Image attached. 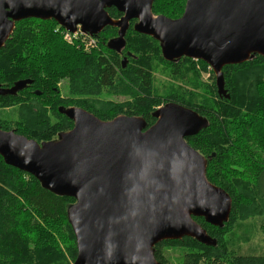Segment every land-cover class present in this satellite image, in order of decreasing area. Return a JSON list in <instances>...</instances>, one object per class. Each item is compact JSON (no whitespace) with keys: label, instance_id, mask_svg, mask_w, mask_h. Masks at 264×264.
I'll return each instance as SVG.
<instances>
[{"label":"water","instance_id":"obj_1","mask_svg":"<svg viewBox=\"0 0 264 264\" xmlns=\"http://www.w3.org/2000/svg\"><path fill=\"white\" fill-rule=\"evenodd\" d=\"M152 3L0 0V48L15 22L37 18L53 19L70 32L79 26L90 35L116 27L117 36L106 46L120 51L134 19L133 30L158 41L165 60L185 56L207 63L218 94L225 97L222 67L255 55L264 58V0H186L177 18L153 14ZM110 7L121 16L111 18ZM31 83L0 85V95H15ZM58 112L73 126L53 140L37 142L0 128V156L45 189L75 199L66 212L76 241L73 264H162L154 245L184 236L216 244L193 217L221 227L229 218L231 197L206 178L207 160L214 154L204 157L185 140L207 127L206 118L175 102L157 107L147 127L137 115L102 120L78 106H59Z\"/></svg>","mask_w":264,"mask_h":264},{"label":"trees","instance_id":"obj_2","mask_svg":"<svg viewBox=\"0 0 264 264\" xmlns=\"http://www.w3.org/2000/svg\"><path fill=\"white\" fill-rule=\"evenodd\" d=\"M185 1L153 0L152 12L177 18ZM106 11L113 19L121 16L114 7ZM56 26L53 19L19 20L0 48V85L32 80L15 95H0V128L49 141L73 125L58 112L60 103L81 107L102 120L118 114L141 116L146 127L155 121L152 112L161 104L175 102L193 109L208 125L185 140L204 157L214 154L207 160L205 175L229 194L231 211L221 227L193 217L215 245L189 236L162 240L154 245L155 259L162 264H264V247L257 252L243 246L256 226L264 235V193L258 184L264 174V58L255 55L223 66L225 97L218 94L207 63L185 56L165 60L158 41L132 27L125 31L121 50L127 63L122 67L119 51L106 46L114 27L95 35L97 50L83 52L63 41ZM158 66L167 75L165 83L154 82ZM63 79L64 95L59 87ZM35 89L41 93L34 95ZM7 109H12V116L2 112ZM74 201L45 189L0 156V264H73L76 241L66 212ZM257 216H262L259 226L253 222ZM166 248L181 250L177 263H170ZM245 250L248 254L242 253Z\"/></svg>","mask_w":264,"mask_h":264},{"label":"rangeland","instance_id":"obj_3","mask_svg":"<svg viewBox=\"0 0 264 264\" xmlns=\"http://www.w3.org/2000/svg\"><path fill=\"white\" fill-rule=\"evenodd\" d=\"M156 15V14H155ZM158 15H160V14H158ZM76 49H80V50H82L83 52H86V50L84 49V47H83V49L82 48H80V47H76V45H73ZM98 47H99V45L97 46V48H96V50L98 49ZM93 50H95V49H93ZM125 57H126V61H125V65H126V63H127V54L125 55ZM123 58V57H122ZM122 60V59H121ZM124 65V66H125ZM162 66H158V68L155 70V71H153V77H154V82H155V84L157 83V84H159V83H165L166 81H167V75H166V73L164 74L163 72H162ZM209 70H210V67L208 68ZM208 71V70H207ZM207 71L206 72H202V76H203V78L204 79H206V77H208V74H207ZM59 87H60V92H61V94H66L67 93V83H66V80L65 79H63L62 81H60V83H59ZM35 90H37V91H39L38 89H35ZM34 90V91H35ZM40 93H41V91H40ZM35 95V94H34ZM116 99V98H115ZM162 105H164V104H161V105H159L158 107H160V106H162ZM59 106H63V107H69V106H64V104L63 103H60L59 105H57V110H58V107ZM70 106H72V105H70ZM157 108V107H156ZM155 108V109H156ZM2 112H6V114H9V115H11V112H12V109H7V110H2ZM12 116V115H11ZM73 126V125H72ZM67 131V130H66ZM56 137H57V135H56ZM55 137V138H56ZM55 138H53V139H55ZM53 139H51V140H53ZM3 159V158H2ZM4 161V160H3ZM11 166V165H10ZM13 167V166H12ZM16 168V167H15ZM18 169V168H17ZM25 172V171H24ZM258 184H259V189H260V191L262 192V193H264V174H262L261 175V177L259 178V181H258ZM71 205V204H70ZM257 218V219H256ZM254 219H256V220H252L253 222H254V224L255 225H258L259 226V224H260V222L262 221V216H257V217H254ZM254 224H252V225H254ZM253 231H254V233H251V238L249 239V241L246 243V244H244L243 246H245V248L246 247H248V246H250V247H252V248H254V249H258L257 250V252H259V250H260V248L261 247H264V235H263V233H262V231H260V230H258V227L256 226L254 229H253ZM248 250H245V251H242V253L243 254H248ZM255 252H256V250H255ZM165 254H166V256L168 257V259H169V261H170V263H177V261L179 260V257H180V255H181V250H179V248H171V249H169V248H166V250H165ZM74 263V262H73Z\"/></svg>","mask_w":264,"mask_h":264},{"label":"built area","instance_id":"obj_4","mask_svg":"<svg viewBox=\"0 0 264 264\" xmlns=\"http://www.w3.org/2000/svg\"><path fill=\"white\" fill-rule=\"evenodd\" d=\"M54 31L58 32L61 35L63 41H65L67 44L76 45V47H80L82 49L84 47L86 52H90L93 49H96L98 46L97 37L95 35H90L81 31L79 26H77L75 31L70 32L58 25Z\"/></svg>","mask_w":264,"mask_h":264},{"label":"flooded vegetation","instance_id":"obj_5","mask_svg":"<svg viewBox=\"0 0 264 264\" xmlns=\"http://www.w3.org/2000/svg\"><path fill=\"white\" fill-rule=\"evenodd\" d=\"M119 18V17H118ZM117 19V18H116ZM131 21H129L128 22V28H127V30H129V27H133V24H134V22H132V23H130ZM115 28V34L113 35V36H111L112 38H114V37H116L117 36V28L116 27H114ZM126 30V31H127ZM119 55H120V57L122 58V57H125L124 55H125V53L123 52V50H121V52L119 51V52H117Z\"/></svg>","mask_w":264,"mask_h":264}]
</instances>
